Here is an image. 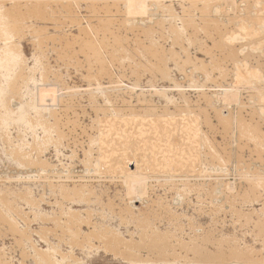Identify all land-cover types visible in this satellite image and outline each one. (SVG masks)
Here are the masks:
<instances>
[{
	"label": "rangeland",
	"instance_id": "rangeland-1",
	"mask_svg": "<svg viewBox=\"0 0 264 264\" xmlns=\"http://www.w3.org/2000/svg\"><path fill=\"white\" fill-rule=\"evenodd\" d=\"M0 37V264H264V0H0Z\"/></svg>",
	"mask_w": 264,
	"mask_h": 264
},
{
	"label": "bare ground",
	"instance_id": "bare-ground-1",
	"mask_svg": "<svg viewBox=\"0 0 264 264\" xmlns=\"http://www.w3.org/2000/svg\"><path fill=\"white\" fill-rule=\"evenodd\" d=\"M33 4V3H32ZM113 7V6H112ZM92 8V7H91ZM105 8V7H104ZM116 9V8H115ZM8 11V10H7ZM35 14V13H34ZM46 14V13H45ZM9 15H10V13H9ZM29 18V17H28ZM48 18H50V17H48ZM16 21V20H15ZM49 21V20H48ZM109 21V20H108ZM3 22V21H2ZM21 22V21H20ZM62 23V22H61ZM249 23V22H248ZM107 24V23H106ZM17 25V24H16ZM123 25H124V23H123ZM19 27V26H18ZM103 28V27H102ZM207 28V27H206ZM107 29V28H106ZM183 29V28H182ZM180 30V29H179ZM207 30V29H206ZM9 31V30H8ZM146 31V30H145ZM218 31V30H217ZM217 31H216V34H218L217 33ZM220 31V30H219ZM42 32V31H41ZM148 32V31H147ZM205 32V31H204ZM38 33V32H37ZM43 33V32H42ZM155 33V32H154ZM38 34H40V33H38ZM221 34V33H220ZM250 34V33H249ZM4 36V35H3ZM1 38V37H0ZM81 38V37H80ZM93 38V37H92ZM216 38V37H215ZM215 38H213V39H215ZM6 39V38H5ZM5 39H4V42H5ZM10 39H12V38H10ZM55 39V38H54ZM53 39V40H54ZM211 39V38H210ZM84 40V39H83ZM152 40V39H151ZM115 41V40H114ZM90 43H91V41H90ZM118 43H119V41H118ZM71 44H73V43H71ZM108 44V43H107ZM38 45H40L39 43H38ZM88 45H90V44H88ZM112 45V44H111ZM11 46H13V45H11ZM42 46V45H41ZM118 46V45H117ZM221 46V45H220ZM80 47V46H79ZM91 47V46H90ZM110 47V46H109ZM153 47H154V45H153ZM222 47V46H221ZM213 48V47H212ZM223 48V47H222ZM215 49V48H214ZM13 50V49H12ZM218 50H219V48H218ZM6 51V50H5ZM48 51V50H47ZM85 51V50H84ZM148 51V50H147ZM212 51V50H211ZM8 52V51H7ZM17 52V51H16ZM76 52V51H75ZM130 52V51H129ZM139 52V51H138ZM209 52V51H208ZM232 52V51H231ZM231 52L230 53H228V54H231ZM204 53V52H203ZM207 53V52H206ZM45 54V53H44ZM81 54H82V52H81ZM118 54V53H117ZM129 54V53H128ZM138 54V53H137ZM227 54V55H228ZM232 54H234V53H232ZM116 55V54H115ZM143 55V54H142ZM154 55V54H153ZM93 56V55H92ZM155 56V55H154ZM230 56V55H229ZM10 57V56H9ZM132 57V56H131ZM211 57V56H210ZM216 57V56H215ZM220 57V56H219ZM218 57V58H219ZM236 57H238V56H236ZM68 58V57H67ZM134 58V57H133ZM154 58V57H153ZM7 59V58H6ZM10 59V58H9ZM41 59V58H40ZM69 59V58H68ZM91 59V58H90ZM96 59V58H95ZM130 59V58H129ZM216 59V58H215ZM214 59V60H215ZM227 59V58H226ZM231 59V58H230ZM46 60V59H45ZM97 60V59H96ZM135 60V59H134ZM225 60V59H224ZM228 60V59H227ZM4 61V60H3ZM105 61V60H104ZM125 61H127V60H125ZM232 61V60H231ZM79 62V61H78ZM81 62V61H80ZM79 62V63H80ZM119 62V61H118ZM134 62H136V61H134ZM218 62V61H217ZM13 63V62H12ZM90 63V62H89ZM106 63V62H105ZM219 63V62H218ZM225 63V62H224ZM3 64V63H2ZM215 64V63H214ZM6 65V64H5ZM90 65V64H89ZM131 65V64H130ZM192 65V64H191ZM101 66V65H100ZM123 66H124V64H123ZM142 66V65H141ZM144 66V65H143ZM45 67V66H44ZM43 67V68H44ZM120 67H122V66H120ZM128 67V66H127ZM153 67V66H152ZM25 68V67H24ZM60 68V67H59ZM131 68V67H130ZM3 69V68H2ZM140 69V68H139ZM144 69H145V67H144ZM214 69V68H213ZM102 70H103V68H102ZM198 70H199V68H198ZM220 70V69H219ZM222 70V69H221ZM214 71H215V69H214ZM214 71H213V73H214ZM224 71V70H223ZM100 72V71H99ZM102 72V71H101ZM100 72V73H101ZM212 72V71H211ZM108 73V72H107ZM243 73V72H242ZM22 74V73H21ZM132 74V73H131ZM18 75V74H17ZM46 75V74H45ZM136 75H138V72H137V74ZM227 75V74H226ZM135 76V75H134ZM46 77V76H45ZM18 78V77H17ZM220 78V77H219ZM222 79H223V77H221ZM224 79H226L225 77H224ZM47 80V79H46ZM48 81V80H47ZM11 83V82H10ZM24 84V83H23ZM119 86H121V85H119ZM52 87V86H51ZM48 89V88H47ZM50 89V88H49ZM49 89H48V91H49ZM64 89V88H63ZM45 90V89H44ZM132 93V92H131ZM148 93V92H147ZM9 96V95H8ZM12 97V96H11ZM166 97V96H165ZM104 98V97H103ZM132 98V97H131ZM14 99V98H13ZM16 99V98H15ZM167 99V98H166ZM169 100V99H168ZM6 101V100H5ZM62 101V100H61ZM132 101V100H131ZM174 101H175V99H174ZM27 102V101H26ZM25 102V103H26ZM50 102V101H49ZM172 102V101H171ZM131 103V102H130ZM51 104V103H50ZM174 104V103H173ZM114 107V106H113ZM1 109V108H0ZM12 110V109H11ZM50 110V109H49ZM114 110H116V109H114ZM15 111V110H14ZM38 111H39V109H38ZM125 111V110H124ZM51 113V112H50ZM121 113V112H120ZM43 114V113H42ZM17 116V115H16ZM54 116V115H53ZM240 116V115H239ZM46 118V117H45ZM21 119V118H20ZM47 120H48V118H47ZM50 120V119H49ZM2 121V120H1ZM27 121V120H26ZM224 121V120H223ZM222 121V122H223ZM231 121V120H230ZM16 122V121H15ZM30 122V121H29ZM33 122V121H32ZM46 123V122H45ZM243 123V122H242ZM56 124H57V122H56ZM195 124V123H194ZM243 124H245V123H243ZM118 125V124H117ZM2 126V125H1ZM43 126H46V125H43ZM230 126H231V124H230ZM229 126V127H230ZM49 127V126H48ZM246 128V127H245ZM252 128V127H251ZM256 128H257V126H256ZM49 129V128H48ZM58 129V128H57ZM195 129V128H194ZM260 129V128H259ZM252 130H253V128H252ZM58 131V130H57ZM244 131V130H243ZM248 131V130H247ZM107 132V131H106ZM240 132V131H239ZM249 132V131H248ZM252 132V131H251ZM262 132V131H261ZM192 133V132H191ZM255 133H256V131H255ZM49 134V133H48ZM120 134V133H119ZM244 134V133H243ZM205 135V134H204ZM245 135V134H244ZM253 135V134H252ZM247 136V135H246ZM250 136V135H249ZM3 137H4V135H3ZM34 137H35V135H34ZM205 138V137H204ZM243 138V137H242ZM103 139V138H102ZM231 139V138H230ZM8 140V139H7ZM204 140V139H203ZM37 142V141H36ZM97 142V141H96ZM204 142H206V141H204ZM263 142V141H262ZM262 142L260 141V143L262 144ZM12 143V142H11ZM253 143V142H252ZM101 144V143H100ZM197 144V143H196ZM204 144V143H203ZM14 145V144H13ZM206 145H207V143H206ZM208 145H209V142H208ZM238 145V144H237ZM246 145V144H245ZM34 146V145H33ZM32 146V148H34ZM210 146V148H211V145H209ZM208 146V147H209ZM57 147V146H56ZM89 147V146H88ZM232 147V146H231ZM242 148H243V146L241 147V150H242ZM213 149V148H212ZM244 149V148H243ZM259 150V149H258ZM260 150H261V147H260ZM17 151V150H16ZM15 151V152H16ZM89 151V150H88ZM249 151H250V149H249ZM100 152V151H99ZM256 152V151H255ZM263 152V151H262ZM262 152H261V154H262ZM38 153V152H37ZM110 154V153H109ZM252 154V153H251ZM254 154H256V153H254ZM199 155V154H198ZM86 156V155H85ZM212 156H213V154H212ZM256 156H257V154H256ZM259 156H260V154H259ZM217 157V156H216ZM238 157H240V155L238 156ZM15 158H16V156H15ZM111 157H109V159H110ZM185 158V157H184ZM224 158V157H223ZM112 159V158H111ZM216 159V158H215ZM219 159V158H218ZM238 159H240V158H238ZM241 159H243V158H241ZM240 159V160H241ZM262 159V157H260V160ZM18 160H19V158H18ZM31 161H32V159H30ZM92 160V159H91ZM259 160V161H260ZM263 160V159H262ZM262 160H261V162H262ZM38 161V160H37ZM40 162V161H39ZM85 162V161H84ZM245 162V161H244ZM35 163V162H34ZM219 163H220V161H219ZM226 163V162H225ZM240 163V162H239ZM263 163V162H262ZM261 163V164H262ZM112 164V163H111ZM46 165V164H45ZM224 165V164H223ZM251 165V164H250ZM90 166H91V164H90ZM227 166V165H226ZM246 166V165H245ZM248 167V166H247ZM26 168V167H25ZM53 168V167H52ZM242 168V167H241ZM250 167H248L247 168V170L249 169ZM255 168V167H254ZM66 169V168H65ZM105 169V168H104ZM243 170V169H242ZM256 170V169H255ZM250 171V170H249ZM243 172V171H242ZM246 172V171H245ZM259 172V171H258ZM257 172V173H258ZM252 173H254V172H252ZM41 175V174H40ZM56 175V174H55ZM102 175V174H101ZM243 178H244V176H243ZM261 179V178H260ZM244 180V179H243ZM249 180V179H248ZM254 180V179H253ZM110 181V180H109ZM246 181V180H245ZM260 181V180H259ZM132 182V181H131ZM160 182V181H159ZM249 182V181H248ZM253 181L251 180V183H252ZM175 183V182H174ZM241 183V182H240ZM250 183V184H251ZM186 184V183H185ZM255 185V184H254ZM116 186V185H115ZM138 186H141L142 187V184L141 183H138L137 184V187ZM262 186V185H261ZM241 187V186H240ZM257 187V186H256ZM131 189V188H130ZM142 189H143V187H142ZM193 189V188H192ZM240 189V188H239ZM249 189V188H248ZM191 190V189H190ZM245 190V189H244ZM246 191V190H245ZM168 192V191H167ZM214 193V192H213ZM237 193V192H236ZM245 193V192H244ZM248 193V192H247ZM199 194V193H198ZM5 195V194H4ZM20 195H21V193H20ZM210 195V194H209ZM19 196V195H18ZM183 196V195H182ZM213 196V195H212ZM247 196V195H246ZM252 196H254L253 194H252ZM22 197V196H21ZM23 198V197H22ZM182 198V197H181ZM236 198V197H235ZM243 199H244V197H242ZM240 199V198H239ZM254 199H256V198H254ZM27 200V199H26ZM36 200V199H35ZM182 200H184V199H182ZM235 201V200H234ZM248 201H249V199H248ZM33 202V201H32ZM89 202V201H88ZM57 203V202H56ZM236 203V202H235ZM224 204V203H223ZM33 205V204H32ZM230 205V204H229ZM188 206V205H187ZM213 206H214V204H213ZM34 207H35V205H34ZM223 208V207H222ZM230 208V207H229ZM211 209V208H210ZM87 213V212H86ZM144 213V212H143ZM156 213V212H155ZM235 213V212H234ZM62 214V213H61ZM91 215V214H90ZM240 215V214H239ZM257 215V214H256ZM76 216L77 215H75V218H76ZM244 216V215H243ZM5 217V216H4ZM91 218V217H90ZM244 218V217H243ZM54 219V218H53ZM5 220V219H4ZM58 220H59V218H58ZM57 220V221H58ZM6 221V220H5ZM44 221V220H43ZM249 221V220H248ZM46 222V221H45ZM250 222V221H249ZM76 223V222H75ZM68 224V223H67ZM140 224V223H139ZM148 224V223H147ZM79 225V224H78ZM67 227V226H66ZM81 227V226H80ZM141 227H142V225H141ZM63 228V227H62ZM70 228V227H69ZM149 228V227H148ZM11 229H12V227H11ZM64 229V228H63ZM259 229V228H258ZM18 230V229H17ZM254 230H255V228H254ZM261 230V229H260ZM12 232V231H11ZM20 232V231H19ZM65 232V231H64ZM259 232V231H258ZM73 233V232H72ZM81 233V232H80ZM161 234V233H160ZM210 234V233H209ZM97 235V234H96ZM23 236V235H22ZM158 236V235H157ZM156 236V237H157ZM163 236V235H162ZM161 236V237H162ZM147 237V236H146ZM26 238V237H25ZM73 238V237H72ZM90 238H91V236H90ZM94 238H95V236H94ZM159 238H160V236H159ZM71 239V238H70ZM97 239V238H96ZM148 239H149V237H148ZM168 239V238H167ZM172 240H173V238H172ZM228 240V239H227ZM108 241V240H107ZM112 241V240H111ZM153 241V240H152ZM166 241V240H165ZM178 241V240H177ZM193 241V240H192ZM229 241V240H228ZM77 242V241H76ZM134 242V241H133ZM150 242V241H149ZM79 243V242H78ZM125 243V242H124ZM144 243H145V241H144ZM161 243V242H160ZM163 243V242H162ZM135 244V243H134ZM187 244V243H186ZM220 244V243H219ZM130 245V244H129ZM137 245V244H136ZM158 245V244H157ZM166 245V244H165ZM189 245V244H188ZM21 246V245H20ZM125 246V245H124ZM140 246V245H139ZM138 246V247H139ZM151 246V245H150ZM155 246V245H154ZM135 247V246H134ZM141 247V246H140ZM153 247V246H152ZM163 247H165V246H163ZM169 247H170V245H169ZM172 247V246H171ZM177 247H179V246H177ZM183 247V246H182ZM198 247V246H197ZM129 248V247H128ZM133 248V247H132ZM166 248V247H165ZM173 248V247H172ZM195 248H196V245H195ZM195 248H194V250H195ZM237 248V247H236ZM117 249V248H116ZM129 249H131V248H129ZM135 249V248H134ZM140 249V248H139ZM145 249V248H144ZM152 249V248H151ZM158 249H159V247H158ZM184 249V248H183ZM198 249V248H197ZM196 249V250H197ZM108 250H109V248H108ZM115 250V249H114ZM165 250V249H164ZM190 250H191V248H190ZM131 251V250H130ZM234 251V250H233ZM42 252V251H41ZM151 252V251H150ZM231 252V251H230ZM52 253V252H51ZM114 253H116L115 251H114ZM121 253V252H120ZM122 253H123V251H122ZM126 253H128V252H126ZM132 253V252H131ZM195 253V252H194ZM223 253V252H222ZM234 253V252H233ZM249 253V252H248ZM53 254V253H52ZM163 254H164V252H163ZM200 254V253H199ZM250 254H251V252H250ZM125 255V254H124ZM128 255H129V253H128ZM187 255V254H186ZM211 255H213V254H211ZM45 256V255H44ZM48 256V255H47ZM130 256V255H129ZM167 256V255H166ZM177 256V255H176ZM185 256V255H184ZM202 256V255H201ZM224 256V255H223ZM229 256V255H228ZM238 256V255H237ZM240 256H242V255H240ZM244 256V255H243ZM130 257H132V256H130ZM175 257V256H174ZM207 257V256H206ZM210 257V256H209ZM129 258V257H128ZM167 258H169V257H167ZM183 258H185V257H183ZM194 258V257H193ZM208 258V257H207ZM219 258V257H218ZM221 258V257H220ZM224 258V257H223ZM240 258V257H239ZM38 259V258H37ZM126 259H127V257H126ZM125 259V260H126ZM133 259V258H132ZM180 259V258H179ZM201 259V258H200ZM216 259V258H215ZM237 259V258H236ZM161 260V259H160ZM174 260H175V258H174ZM195 260V259H194ZM207 260V259H206ZM224 260V259H223ZM257 260V259H256ZM51 261V260H50ZM169 261V260H168ZM217 261H218V259H217ZM220 261V260H219ZM248 261V260H247ZM259 261V260H258ZM82 262V261H81ZM251 262V261H250ZM137 263V262H136ZM5 264V263H4ZM222 264V263H221Z\"/></svg>",
	"mask_w": 264,
	"mask_h": 264
}]
</instances>
